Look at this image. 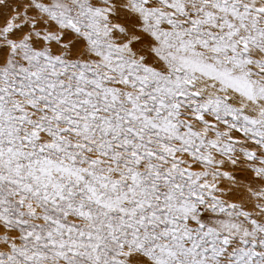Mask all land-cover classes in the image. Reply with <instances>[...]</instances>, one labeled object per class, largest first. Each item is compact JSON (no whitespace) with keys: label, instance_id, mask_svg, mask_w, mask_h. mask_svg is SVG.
Here are the masks:
<instances>
[{"label":"snow or ice","instance_id":"1","mask_svg":"<svg viewBox=\"0 0 264 264\" xmlns=\"http://www.w3.org/2000/svg\"><path fill=\"white\" fill-rule=\"evenodd\" d=\"M0 264H264V0H0Z\"/></svg>","mask_w":264,"mask_h":264}]
</instances>
